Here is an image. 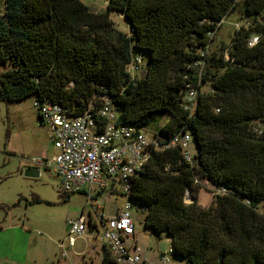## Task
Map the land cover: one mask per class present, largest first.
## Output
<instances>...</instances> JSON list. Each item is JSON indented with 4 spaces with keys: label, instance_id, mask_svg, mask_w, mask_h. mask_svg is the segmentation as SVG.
Returning a JSON list of instances; mask_svg holds the SVG:
<instances>
[{
    "label": "trees",
    "instance_id": "1",
    "mask_svg": "<svg viewBox=\"0 0 264 264\" xmlns=\"http://www.w3.org/2000/svg\"><path fill=\"white\" fill-rule=\"evenodd\" d=\"M107 1L96 13L81 0H5L0 99L34 95L35 107L49 100L77 116L108 97L119 123L141 128L163 118L161 144L189 133L193 162L177 146L153 150L131 180L130 203L145 212V228L169 235L171 255L185 264H264V0ZM238 5L251 21L226 54L211 52V35ZM111 11L129 34L113 27ZM135 52L148 55L138 80L126 71L134 57L144 63ZM190 87L198 91L193 112L182 101ZM199 181L217 189L208 207L199 204ZM101 264H117L105 246Z\"/></svg>",
    "mask_w": 264,
    "mask_h": 264
},
{
    "label": "rangeland",
    "instance_id": "2",
    "mask_svg": "<svg viewBox=\"0 0 264 264\" xmlns=\"http://www.w3.org/2000/svg\"><path fill=\"white\" fill-rule=\"evenodd\" d=\"M81 1L96 13L104 12L108 3L107 0ZM4 6L5 0H0V14ZM109 16L116 30L129 34V24L121 13L111 11ZM250 21L251 18L245 16L241 5H238L212 34L210 51L222 47L226 49L235 30L246 27ZM135 54L144 57V63H140L139 69L131 73V78L138 80L144 75L148 55L143 52ZM205 68L203 65L202 72ZM3 70L4 66L0 63V74ZM200 90L209 91V83L202 85ZM34 99V95L20 102L0 99V264H101L103 244L95 230L87 229L77 236L72 247H60L61 242L67 241V222L70 219L82 214L87 223L89 214L99 223L98 215L83 193H74L65 199L49 164L56 149L49 138L48 126L40 123ZM159 119L158 123L148 126L150 135L163 125V118ZM192 149H195L194 144ZM39 157L46 160V166H39L36 175L28 172V164L31 165ZM199 182V204L208 207L217 189L207 181ZM96 198L104 207L105 217L114 215L128 200L126 196H110L106 192ZM191 201L188 195L186 202ZM131 204L135 237L147 262L185 264L171 254V262L162 260L160 255L171 247V238L167 233L157 235L151 228H145V212L136 202L131 201ZM64 251L66 255H62Z\"/></svg>",
    "mask_w": 264,
    "mask_h": 264
},
{
    "label": "built area",
    "instance_id": "3",
    "mask_svg": "<svg viewBox=\"0 0 264 264\" xmlns=\"http://www.w3.org/2000/svg\"><path fill=\"white\" fill-rule=\"evenodd\" d=\"M257 40L258 36L252 35L248 45L253 46ZM208 52V46L201 50L202 56ZM140 63H143L142 59L134 57L127 64L126 71L131 75L132 71L139 69ZM198 65L201 69L204 63L198 61ZM197 95L198 91L194 87L183 93L185 109L193 112ZM36 107L42 124L48 126L49 138L56 149L49 164L62 193H83L98 215L99 223L91 219L89 214L87 223L82 214L70 219L67 222V241L60 243L61 249L74 246L77 236L87 229L95 230L117 264H149L137 244L129 199L114 215L105 217L104 207L96 197L104 192L110 196L129 197L132 178L143 170L153 150L177 146L183 158L192 163L195 150L192 149L190 134L178 133L167 143L161 144L155 130L150 135L148 127L136 128L119 123L118 112L108 97H103L97 107L90 103L77 116L68 114L61 106L49 100ZM31 163L35 167L46 166V160L42 157ZM171 250L169 247L160 255L167 263L172 261L169 256ZM62 255H66L65 251Z\"/></svg>",
    "mask_w": 264,
    "mask_h": 264
},
{
    "label": "crops",
    "instance_id": "4",
    "mask_svg": "<svg viewBox=\"0 0 264 264\" xmlns=\"http://www.w3.org/2000/svg\"><path fill=\"white\" fill-rule=\"evenodd\" d=\"M28 168L29 170H36L38 167L33 166L32 164L30 165V163L28 164ZM112 216V215H111Z\"/></svg>",
    "mask_w": 264,
    "mask_h": 264
},
{
    "label": "water",
    "instance_id": "5",
    "mask_svg": "<svg viewBox=\"0 0 264 264\" xmlns=\"http://www.w3.org/2000/svg\"><path fill=\"white\" fill-rule=\"evenodd\" d=\"M28 172L34 173L35 175L38 174L37 170H28Z\"/></svg>",
    "mask_w": 264,
    "mask_h": 264
}]
</instances>
